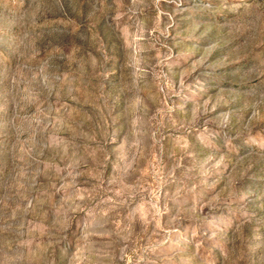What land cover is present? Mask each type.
I'll return each mask as SVG.
<instances>
[{
  "label": "rangeland",
  "instance_id": "obj_1",
  "mask_svg": "<svg viewBox=\"0 0 264 264\" xmlns=\"http://www.w3.org/2000/svg\"><path fill=\"white\" fill-rule=\"evenodd\" d=\"M0 264H264V0H0Z\"/></svg>",
  "mask_w": 264,
  "mask_h": 264
}]
</instances>
